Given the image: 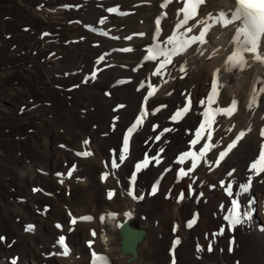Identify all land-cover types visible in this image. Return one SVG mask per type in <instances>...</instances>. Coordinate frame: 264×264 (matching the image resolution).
Returning a JSON list of instances; mask_svg holds the SVG:
<instances>
[{"label":"bare ground","instance_id":"1","mask_svg":"<svg viewBox=\"0 0 264 264\" xmlns=\"http://www.w3.org/2000/svg\"><path fill=\"white\" fill-rule=\"evenodd\" d=\"M54 2L26 11L20 24L26 29L23 38H10L34 72L26 87L31 109L23 108L17 118L19 135L25 136L28 119L49 115L44 131L49 160L41 157L30 136L2 151L8 161L18 162L3 173L16 176L22 196L28 191L36 218L34 224L27 222L25 199L15 224L10 212L2 210L0 264H93V252L107 257V264H173V259L175 264H264V171L256 174L251 167L264 146V62L245 53L243 68L227 69L225 61L241 26L235 22L215 24L205 43L191 44L160 68L177 43L199 35L204 21L211 23L222 12L230 19L235 0H204L197 16L180 28L184 0ZM187 27L192 31H185ZM214 74L218 93L209 104ZM254 88L259 95L249 108ZM233 100L232 115L219 112L210 121L204 118L206 109H226ZM185 106L189 111L173 121ZM145 111L121 162L124 137ZM198 130L202 135L192 144ZM241 132L245 135L236 141ZM205 144L210 147L199 156ZM188 152L196 155L181 162ZM222 152L226 155L221 159ZM145 156L148 164L137 172ZM114 160L119 167L112 166ZM261 167L264 163H257ZM249 178L248 190L242 191ZM1 182L8 181L1 176ZM130 190L143 198L133 199ZM233 200L241 218L245 212L250 215L230 226L225 217H231ZM131 227L141 231L134 244L138 231ZM32 239L42 246H34ZM130 245L135 252L123 249ZM17 250H29L30 259L18 260Z\"/></svg>","mask_w":264,"mask_h":264},{"label":"rangeland","instance_id":"2","mask_svg":"<svg viewBox=\"0 0 264 264\" xmlns=\"http://www.w3.org/2000/svg\"><path fill=\"white\" fill-rule=\"evenodd\" d=\"M54 1L59 2V0H0V177L2 176L3 179L8 181L7 183H0V219L4 216L2 215V210L5 208L7 212H10L11 220L14 224L20 219V216L18 215V205H20V202H23L21 201L23 199L27 201L26 206L23 207V209H27H25V211L29 216L27 222L34 224L35 220L33 218H36V216L32 217L33 204L31 203L29 197L26 196L28 191H25V196H22L24 193L18 192L19 181H16V176L13 174L8 175L3 173L5 168L15 167L18 165V162H15V160H13L12 163L11 160L8 161L5 154V156L1 155L2 151L4 148L16 145L18 140L25 139L30 136L33 137L35 147L40 152L41 157L42 155L44 156L47 163L49 160V154L45 152L46 141L44 134L47 131L45 129L48 126L50 117L49 115H42L36 120L28 119V122L25 123L23 127L25 136L19 135L20 125H18L19 121L17 118L22 114L23 108L24 110L26 108L27 111L31 109V106H26L31 103L30 99L32 98V96H30L26 91V87L32 82L31 80L34 78V72L29 71L28 60L23 61V55H21L22 51L19 53V48L10 38L11 36L13 37L17 34L22 35L19 37L23 38V34L26 29L20 24L23 22L21 19H26L27 15L24 16L26 11L35 8L38 4L55 3ZM76 7H79V5H76ZM66 9H68L70 16H74L75 11L70 8V6ZM32 54L35 55L36 53L34 54L32 52ZM25 57L29 59L30 55L26 54ZM61 57H63V59L65 58L63 53H61ZM34 186L38 187L37 184ZM47 220L50 221V218H47ZM21 225H24L25 229V224L21 223ZM18 231L19 229L17 232ZM44 233H47V231L44 230L42 235ZM30 243H33L34 246H37L38 248L42 246L41 244H36L33 239L30 240ZM14 254H16L15 257L19 258L18 260L22 258L30 259L29 250L27 252L17 250V253ZM10 257L13 258V255ZM7 262L5 261L6 264Z\"/></svg>","mask_w":264,"mask_h":264},{"label":"snow or ice","instance_id":"3","mask_svg":"<svg viewBox=\"0 0 264 264\" xmlns=\"http://www.w3.org/2000/svg\"><path fill=\"white\" fill-rule=\"evenodd\" d=\"M168 0H166V3ZM204 3V0H184V6L179 11L183 13V19L180 20L179 24L177 25L178 28L185 26L188 24L190 20H192L194 17L197 16V11L200 5ZM110 11H116L115 9H110ZM235 22H240V27L236 29L235 35L233 37V43L236 45L235 49L231 52V54L227 57L225 64L227 66L228 70H231L233 67H240L243 68L246 60H245V53H252L253 58L257 61L264 62V51H261V44L264 42V0H235V9L231 13V18H227L225 13H220L218 16L211 18V23H208L207 21H204V26L199 32V35L192 36L189 39L177 43L176 47L171 52L169 58L161 63L160 68H163L165 64H170L172 62L171 56L177 55L179 53L184 52L191 44L200 42L205 43V37L208 34L209 30L212 26L215 24H222L223 26H228L230 24H233ZM197 23H200V21H197ZM157 24L159 25V21H157ZM185 31L191 32L192 28L187 27L185 28ZM169 40L171 41L172 38L170 37ZM152 58L151 55L149 57H146V59ZM101 60L103 57L100 58ZM183 71V68H181ZM159 71V69H158ZM219 71V70H218ZM93 76H95V73H93ZM154 89L149 91L148 96L145 97V100L148 99L149 96H152L154 93ZM260 91H264V88H262ZM218 93V82L216 75L214 74L213 81H212V90L208 97V103L212 104L215 103V96ZM259 93L256 91V89H253V96L249 103V108H252L257 103V96ZM201 103H204V101H201ZM236 110V101L233 100L232 104L226 108V109H214L206 111V119L211 120L214 118L215 113L223 112L227 115H232V113ZM189 111L188 106L183 107L182 109L178 110L171 119L173 121L180 120L185 113ZM147 115V112H143L141 117H138L136 120V123L132 125V127L128 130V134L124 137V147L122 149L121 155L119 157L120 161L123 162L125 160L124 153L128 150V141L131 134L136 130L138 125H141L143 123V117ZM201 129L205 128V123H201ZM210 127V124H209ZM167 131V129H165ZM202 135L201 131H197V139H194L191 143L197 144L199 142V138ZM245 135L244 132H241L237 137L236 141H239L243 136ZM261 135L264 136V129L261 130ZM208 138H211V131H208ZM157 140L160 139L159 136L156 137ZM236 141H233V144H230L228 147L231 149ZM85 143H88L85 141ZM210 147V145L205 144L204 148L200 149L199 156H203L204 153L207 151V149ZM91 153H82V155H90ZM195 156V153H184L181 162H183V158H186L188 156ZM226 153H221L220 158L222 159ZM199 157H197L198 160ZM264 161V146L261 148V154L259 158V162ZM158 162V161H157ZM196 160L193 161L192 167H196ZM219 163V161H217ZM257 163L252 164V168L256 169V174H259L261 171H264V167L257 168ZM148 164V157L145 156V160L142 164L136 165V171H140L142 167L146 166ZM113 167H119V165L115 162V160L112 163ZM183 171V170H181ZM191 171V169H189ZM69 175H71V171L69 172ZM107 175V174H105ZM103 178V177H102ZM136 178V172H133L132 174V180L135 181ZM223 183V182H222ZM251 178H249V184L241 185L242 191H247L248 187L250 186ZM156 191V188L153 187V192ZM226 191L231 194L232 186L231 184L228 185ZM113 195L112 192L109 193V198H111ZM128 195L132 196L133 199H142L143 197H137L134 195L133 191L130 190L128 192ZM237 195H240V193H237ZM232 215L231 217H225V219L230 220V226H234L237 224H241L244 222V219H247L249 217V213L245 212L243 214V218H241L240 211H239V204L236 200L232 201ZM110 215H115L114 213ZM103 220V217H101ZM73 223H75V219L73 220ZM195 223V219L189 222V227L192 226V224ZM31 226H29L30 229ZM59 227V225H57ZM223 229H221V232ZM95 235V233H93ZM59 243L61 245H64V237H60ZM179 243V240L177 239L173 243V248H175L176 244ZM199 250V247H198ZM231 251V249H229ZM68 248L64 246V255L68 254ZM209 251H211V245H209ZM93 264H107V257H104L102 255H99L95 252H93ZM173 264H175V259H173Z\"/></svg>","mask_w":264,"mask_h":264},{"label":"water","instance_id":"4","mask_svg":"<svg viewBox=\"0 0 264 264\" xmlns=\"http://www.w3.org/2000/svg\"><path fill=\"white\" fill-rule=\"evenodd\" d=\"M140 233H141V231L139 230L138 232H137V236H135V238H134V240H133V244L136 242V241H138L139 240V238H140ZM125 251H130V252H135V250L133 249V245H130L129 247H127V248H123Z\"/></svg>","mask_w":264,"mask_h":264}]
</instances>
